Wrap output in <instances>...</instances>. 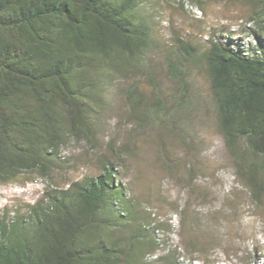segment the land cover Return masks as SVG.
<instances>
[{
	"label": "trees",
	"instance_id": "1",
	"mask_svg": "<svg viewBox=\"0 0 264 264\" xmlns=\"http://www.w3.org/2000/svg\"><path fill=\"white\" fill-rule=\"evenodd\" d=\"M246 1L259 7L249 20L257 25L255 37L264 39V0ZM139 8L140 0H0V183L25 174L48 181L32 204L0 213V264H183L177 245L150 260L160 242L150 213L142 214V203L121 181L123 145L101 154L94 176L66 186L52 180L67 163L62 152L70 143L95 142L92 104L107 103L117 78L133 68L156 81L150 52L157 41ZM169 46L178 54L166 58V72L178 84L171 105L166 110L156 92L150 102L132 82L122 88L131 115L170 117L177 126L171 132L190 146L197 135L194 71L203 69L234 178L262 204L264 45L242 49L211 36L202 48L178 36ZM174 165L186 168L194 187L195 162L177 158ZM183 241L188 262L197 261L198 238Z\"/></svg>",
	"mask_w": 264,
	"mask_h": 264
},
{
	"label": "rangeland",
	"instance_id": "2",
	"mask_svg": "<svg viewBox=\"0 0 264 264\" xmlns=\"http://www.w3.org/2000/svg\"><path fill=\"white\" fill-rule=\"evenodd\" d=\"M254 10L259 7L246 0H202L200 4L194 0H140L139 13L151 24L157 41L150 52L156 81L133 68L127 78H117L107 103L92 104L99 127L92 142L95 145L70 143L62 152L65 167L53 172L52 180L60 186H66L69 179L94 176L100 170L101 154L117 153L123 145L118 167L121 181L142 203V214L150 213L156 226L154 236L160 242L159 250L149 257L152 262L175 245L180 252L177 260L188 261L190 254L183 240L195 236L200 250L193 255L198 259L189 263L264 264V200L255 204L234 178L233 164L216 129L203 69L194 71L197 91L191 97L196 106L191 116L197 135L188 139L190 146L174 136L177 126L172 128L170 117L143 121L133 117L122 89L135 82L150 102L155 100V92L160 93L168 110L171 93L178 86L166 72V58H178L170 43L179 36L203 48L208 38L215 36L242 49L264 45V39L254 35L255 21L249 20ZM175 158L195 162L199 168L194 187L188 185L186 168L174 165ZM47 184L45 179L28 174L0 183V213L32 204Z\"/></svg>",
	"mask_w": 264,
	"mask_h": 264
},
{
	"label": "bare ground",
	"instance_id": "3",
	"mask_svg": "<svg viewBox=\"0 0 264 264\" xmlns=\"http://www.w3.org/2000/svg\"><path fill=\"white\" fill-rule=\"evenodd\" d=\"M183 264H192V263H189L188 261H184L182 262Z\"/></svg>",
	"mask_w": 264,
	"mask_h": 264
}]
</instances>
